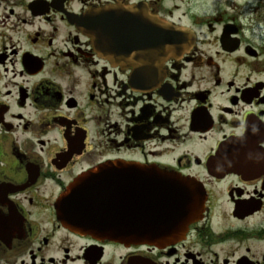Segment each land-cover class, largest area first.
<instances>
[{
	"label": "flooded vegetation",
	"instance_id": "af4514ba",
	"mask_svg": "<svg viewBox=\"0 0 264 264\" xmlns=\"http://www.w3.org/2000/svg\"><path fill=\"white\" fill-rule=\"evenodd\" d=\"M141 17L175 32L158 65ZM123 167L202 190L183 239L63 225L76 179ZM0 264H264V0H0Z\"/></svg>",
	"mask_w": 264,
	"mask_h": 264
},
{
	"label": "water",
	"instance_id": "95a60500",
	"mask_svg": "<svg viewBox=\"0 0 264 264\" xmlns=\"http://www.w3.org/2000/svg\"><path fill=\"white\" fill-rule=\"evenodd\" d=\"M141 18L144 20L141 25L155 29L158 65L161 55L171 53L175 32L158 19ZM88 28V23L81 25L82 31L100 47L101 33ZM213 162L226 164V170L231 160L228 155L221 154ZM131 173H134L132 177L127 176ZM123 174V177L106 180L101 171H95L76 179L58 201L57 211L63 225L119 244L161 247L183 239L188 226L201 217L203 193L191 182L173 173L153 169L123 167ZM101 180L108 183L96 184ZM85 182L92 184L85 185ZM83 194L86 199L81 201L79 198ZM78 207H83L82 215L65 214L70 210L79 211Z\"/></svg>",
	"mask_w": 264,
	"mask_h": 264
}]
</instances>
